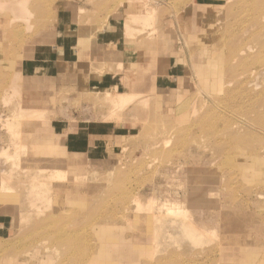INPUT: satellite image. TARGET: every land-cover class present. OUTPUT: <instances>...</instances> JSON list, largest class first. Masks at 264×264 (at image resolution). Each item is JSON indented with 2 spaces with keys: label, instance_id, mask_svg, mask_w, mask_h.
Here are the masks:
<instances>
[{
  "label": "rangeland",
  "instance_id": "rangeland-1",
  "mask_svg": "<svg viewBox=\"0 0 264 264\" xmlns=\"http://www.w3.org/2000/svg\"><path fill=\"white\" fill-rule=\"evenodd\" d=\"M154 1L30 0L31 6L27 0L35 15L30 29L13 23L7 44L0 30V215L11 221L0 239V264H264L262 12L249 0ZM143 8L151 18L133 17L132 34L125 36L126 12ZM109 13L117 17L110 23ZM55 43L71 45L76 61L53 79H25L18 95L4 96L22 57ZM242 50L243 62L236 58ZM251 70L245 81L242 74ZM105 78L108 85L96 84ZM111 86L144 94L117 112L120 121L102 102L106 91L114 94ZM32 87L44 92L39 105L29 104L25 89ZM86 125L104 140L85 155L66 153L53 135L55 127L62 138L78 136ZM52 164L60 177L49 174ZM31 190L43 199L33 206ZM16 195L30 210L11 205ZM165 200L170 209L159 211ZM152 202L160 216L154 221L177 224L186 212L209 237L147 244L136 226L146 228ZM178 209L176 217L167 215ZM227 229L236 231L231 247L221 243Z\"/></svg>",
  "mask_w": 264,
  "mask_h": 264
},
{
  "label": "bare ground",
  "instance_id": "bare-ground-1",
  "mask_svg": "<svg viewBox=\"0 0 264 264\" xmlns=\"http://www.w3.org/2000/svg\"><path fill=\"white\" fill-rule=\"evenodd\" d=\"M81 1V0H80ZM83 1V0H82ZM85 1V0H84ZM152 1H154V0H152ZM160 1V0H159ZM182 0H169V4H171V5H177V4H179L180 2H181ZM229 1V0H228ZM240 1V0H239ZM250 1V5H254V7H255V10L256 9H259V10H261L260 12H262V14L261 13H259V14H261L260 15V17L259 16H257V17H259L260 19H258V21L260 22V23H262L263 25H264V0H249ZM87 2H88V0H87ZM155 2V1H154ZM30 5H31V3H30V0H29V2H28ZM27 3V0H0V30H2L3 31V33H4V43L5 44H7V39H8V36H9V31H11V32H13V29H12V24L13 23H15L16 24V26H17V24H19V23H24V28H26V29H30V25H29V16L31 15V18L33 17L34 18V16H32V14L31 13H29L30 11H28L27 9H26V7L29 5ZM54 3V2H53ZM84 3V2H83ZM92 3V2H91ZM235 3V2H234ZM241 3V2H240ZM240 3H238V4H240ZM252 3V4H251ZM28 4V5H27ZM47 4H48V1H47ZM242 4H244L243 2H242ZM29 5V6H30ZM88 5H89V3H88ZM144 5H145V3H144ZM156 5V4H155ZM197 5V4H196ZM225 5V4H224ZM223 5V6H224ZM237 5V4H236ZM246 6H247V3L245 4ZM249 5V4H248ZM250 5H249V7H250ZM32 6V5H31ZM49 6V5H48ZM47 6V7H48ZM145 6H147V5H145ZM157 6H159V4H157ZM157 6H155V7H157ZM169 6V5H168ZM238 6H241V5H238ZM50 8H51V5L49 6ZM101 7V6H100ZM112 7V6H111ZM165 7V6H164ZM243 7H244V5H243ZM248 7V6H247ZM252 8H253V6H251ZM250 7V8H251ZM28 8V7H27ZM40 8V7H39ZM45 8V7H44ZM43 8V9H44ZM79 8V7H78ZM102 8V7H101ZM113 8V7H112ZM182 8V7H181ZM238 7H236L235 9H237ZM242 8V7H241ZM31 9V8H30ZM33 9H35L34 7H33ZM183 9H185V8H183ZM240 9V8H239ZM239 9H238V11H239ZM243 9H245V8H243ZM254 9V8H253ZM253 9H251L252 10V12H253ZM48 10V9H47ZM46 10V11H47ZM107 10V9H106ZM118 10H120L119 8H118ZM223 10V9H222ZM241 10V9H240ZM248 10V9H247ZM247 10H245V11H247ZM52 11V10H51ZM81 11V10H80ZM88 12H90L89 10H87ZM86 10H85V12H87ZM154 11H156V10H154ZM153 11V12H154ZM164 11H166V10H164ZM163 11V12H164ZM177 11V10H176ZM179 11V10H178ZM177 11V12H178ZM245 11H243V13L245 12ZM250 11V10H249ZM248 11V12H249ZM8 12H10L11 13V15H10V17H7V16H4V14L5 13H8ZM82 12H84V10L82 11ZM82 12H79V13H82ZM93 12L94 11H92V14H93ZM96 12V11H95ZM110 12V11H109ZM116 12V11H115ZM168 12V11H167ZM220 12V11H219ZM242 12V11H241ZM257 12V11H256ZM52 13V12H51ZM51 13H49V14H51ZM61 13V12H60ZM150 13H151V10H150ZM196 13V12H195ZM35 14H36V12H35ZM37 14H38V12H37ZM55 14V13H54ZM86 14V13H85ZM166 14V13H165ZM232 14V16H233V13H231ZM257 14V13H256ZM258 14V15H259ZM46 15H48V13H46ZM45 15V16H46ZM79 15V14H78ZM126 17H125V20H124V22H123V27H124V31H125V36L126 35H128L127 37H129L131 34H132V31H133V27H132V23H133V19L134 18H136L137 20H143L142 22H144V21H146L147 20V18L149 17L147 14H145V12H144V8L143 9H141V11L140 12H138V11H136V12H126ZM133 15H138V16H133ZM171 15V14H170ZM238 15V13L236 12V16ZM242 15H244V14H242ZM83 16V15H82ZM154 16H156V14L154 13ZM176 16V15H175ZM235 16V15H234ZM233 16V17H234ZM235 16V17H236ZM248 16V15H247ZM251 16H252V14H251ZM250 16V17H251ZM44 17V16H43ZM46 17H48V16H46ZM105 17H106V15H105ZM134 17V18H133ZM242 17H244V16H242ZM254 17V16H253ZM252 17V18H253ZM32 18V19H33ZM35 18H37V17H35ZM50 18V17H49ZM88 18V17H87ZM92 18V17H91ZM91 18H89V19H91ZM94 18V17H93ZM101 18V17H100ZM149 18H151V17H149ZM148 18V19H149ZM245 18V17H244ZM256 18V17H255ZM89 19H88V22H90L89 21ZM107 20L106 21H108L109 23L111 22V21H115L116 19H117V17H116V14L115 13H109V15L107 16V18H106ZM166 19V18H165ZM176 19V18H175ZM238 19H239V17H238ZM243 19V18H242ZM241 19V20H242ZM249 19V18H248ZM36 20V19H35ZM49 20V19H48ZM51 20V19H50ZM56 20V19H55ZM78 20V19H77ZM83 20V19H82ZM160 20V19H159ZM235 20H237V19H235ZM234 20V21H235ZM246 20V19H245ZM253 20V19H252ZM139 21H137L138 23H139ZM155 21V20H154ZM249 21V20H248ZM251 21V20H250ZM256 21V20H255ZM79 22V21H78ZM151 22V21H150ZM177 22V21H176ZM237 22V21H236ZM252 22V21H251ZM80 23H81V21H80ZM152 23H154V22H151V25H152ZM49 24V23H48ZM84 24V23H83ZM251 24V23H250ZM256 24V23H255ZM23 25V24H22ZM21 25V26H22ZM78 26L80 25V24H77ZM94 25V24H93ZM239 25H241V23L239 24ZM244 25V24H243ZM248 25H249V22H248ZM252 25V24H251ZM32 27H33V25H31ZM144 26H146V25H144ZM153 26V25H152ZM176 26V25H175ZM235 26V25H234ZM242 26V25H241ZM240 26V27H241ZM253 26H255V25H253ZM258 26V25H257ZM17 27H20V26H17ZM35 27V26H34ZM80 27H82V26H80ZM79 27V28H80ZM141 27V26H140ZM157 27V26H156ZM246 27V26H245ZM244 27V28H245ZM247 27H252V26H247ZM259 27V26H258ZM257 27V28H258ZM79 28H78V31H79ZM87 28H89L90 29V26L89 27H87ZM96 27L94 26V29H95ZM198 28V27H197ZM234 28V27H233ZM263 28H264V26H263ZM263 28H261L260 27V29L258 30V34L260 33V34H262L263 33ZM15 29H17L16 27H15ZM47 29V28H46ZM84 29V28H83ZM83 29H82V31H83ZM86 29V28H85ZM154 29V28H153ZM237 29V28H236ZM98 30V29H97ZM138 30V29H137ZM250 30H253V29H250ZM17 31V30H16ZM16 31H14V32H16ZM30 31H32V28H31V30ZM81 31V30H80ZM80 31H79V33H80ZM85 31V33H86V31H88V29L87 30H84ZM92 31H93V29H92ZM91 31V32H92ZM95 31H96V29H95ZM141 31H142V29H141ZM144 31V30H143ZM229 31V30H228ZM237 31V30H236ZM254 31V30H253ZM259 31H262V33L261 32H259ZM22 32V31H21ZM29 32V31H28ZM88 32H90V31H88ZM147 32V31H146ZM226 32V31H225ZM224 32V33H225ZM19 33V32H18ZM26 33V32H25ZM25 33H24V35H25ZM30 33V32H29ZM82 33H84V32H82ZM81 33V35H83V36H89V34H82ZM148 33V32H147ZM151 33V32H150ZM177 33V32H176ZM235 33V32H234ZM237 33H238V31H237ZM31 34V33H30ZM141 34V33H140ZM228 34V33H227ZM233 34V33H232ZM241 34V33H240ZM78 35V34H77ZM93 35V34H92ZM95 35V34H94ZM93 35V36H94ZM178 35V34H177ZM230 35V37H231V33L229 34ZM235 35H236V33H235ZM18 36H20V33H19V35ZM80 36V35H79ZM90 36H91V34H90ZM233 36V35H232ZM237 36V35H236ZM242 36H243V34H242ZM24 37V36H23ZM22 37V38H23ZM146 37H147V35H146ZM241 37V36H240ZM260 37H262V36H260ZM259 37V38H260ZM20 38H21V36H20ZM26 38V37H25ZM155 38V37H154ZM176 38V37H175ZM232 38V37H231ZM238 38V37H237ZM262 38H264V37H262ZM261 38V39H262ZM179 39V38H178ZM229 39V38H228ZM253 40V39H252ZM20 40H18V42H19ZM232 41V40H231ZM233 41H234V37H233ZM239 41H241V39L239 40ZM258 41H260V43H259V45H260V49H261V47L262 46H264V40L262 39V41L259 39ZM251 42V41H250ZM257 42V41H256ZM181 43V42H180ZM232 42H230V44H231ZM239 43V42H238ZM81 44H82V42L81 41H79V46L81 47ZM233 44V43H232ZM239 44H241V42L239 43ZM17 45V44H16ZM224 45V44H223ZM236 45H238V44H236ZM254 45H256V44H254ZM258 45V44H257ZM258 47V46H257ZM22 48V47H21ZM108 49V48H107ZM233 49V48H232ZM236 49V48H235ZM19 50V49H18ZM21 50V49H20ZM234 50V49H233ZM255 50H257V49H255ZM241 51V50H240ZM244 52H245V50H242V53L241 54H236V58L238 57L239 58V60H241V62H243L244 60L246 61V58H248V56H246V55H248V54H244ZM256 53L258 54V56L260 57L261 55H262V52H257L256 51ZM255 53V54H256ZM256 54V55H257ZM264 54V53H263ZM253 55H254V52H253ZM10 56V55H9ZM251 56V55H250ZM235 57V56H234ZM253 57V56H252ZM258 57V58H259ZM235 58V59H236ZM256 59H257V57H255ZM254 58V59H255ZM250 59V58H249ZM253 59V58H252ZM255 59V60H256ZM234 60V59H233ZM247 61H249V60H247ZM99 62V61H98ZM240 61H239V63H241ZM256 62V61H255ZM260 64H263V66H264V57L263 56H261L260 57V59H259V61H258ZM258 62H257V64H258ZM247 63V62H246ZM120 64V63H119ZM243 64V63H242ZM188 65V64H187ZM252 65H254V62H253V64ZM90 66H91V64H90ZM245 66V65H244ZM254 66H256V64L254 65ZM117 68H118V66H116ZM187 67V66H186ZM189 67V66H188ZM232 67V66H231ZM243 67V66H242ZM247 67V66H246ZM90 68H92V67H90ZM120 68V67H119ZM229 68V67H228ZM251 68V66H249V69ZM253 68H255V67H253ZM262 69H263V67H261ZM122 69V68H121ZM28 70H29V68H28ZM31 70H33V69H31ZM227 70V69H226ZM94 71V70H93ZM106 72H107V70H106ZM251 72V73H250ZM154 73V72H153ZM245 73H246V75H245ZM250 73V74H249ZM253 73H254V71H249L248 73L247 72H244L243 74H242V76L243 75H245V77H246V79H245V81L246 80H248L252 75H253ZM264 74V73H263ZM157 75V74H156ZM242 76H240V77H242ZM12 83L10 84L9 83V85H8V89H6V94H4V96L6 95V96H9V94H12V95H18L19 93H20V87L19 86H21L23 89H24V77H22V76H20V73H18V72H15V74L14 75H12ZM123 77V76H122ZM238 77V76H237ZM187 78V77H186ZM242 80V79H241ZM42 81V80H41ZM242 82V81H241ZM192 83V82H191ZM245 83V82H244ZM19 84V85H18ZM31 85L32 84H34L33 82L32 83H30ZM195 84V83H194ZM131 85V84H130ZM224 85V84H223ZM225 85H226V83H225ZM224 85V86H225ZM33 86V85H32ZM116 86V85H115ZM198 86V85H197ZM128 87V86H127ZM115 88L116 87H112V89L115 91V92H113L114 94H110V92H108V91H106L105 93H104V96L102 97L103 98V101L102 102H104L106 105H107V109H108V111H109V116L113 119V115L115 114L117 117V119L120 121V118H119V115H120V112L122 113V111L126 108L127 109V107L130 105V104H134V103H136V102H138L137 104H139L140 102L139 101H141V100H139L138 101V99L140 98V97H142L143 95L142 94H140V92H137V91H135V90H133V88H127V91H125V92H118V91H116L115 90ZM193 88V87H192ZM197 88V87H196ZM199 88V87H198ZM198 88H197V90H195V91H198ZM11 89V90H10ZM40 89V88H39ZM42 89V88H41ZM111 89V91H113ZM27 92H29L30 93V91L29 90H31V93H30V96H29V104H36L37 103V105H39V104H41L42 102H43V98H44V92L43 91H41V90H36V88H35V90L33 89V87L32 88H29V89H25ZM77 90V89H76ZM193 90H194V88H193ZM203 91V90H202ZM81 93V92H80ZM195 93V92H194ZM227 93V94H226ZM230 93V92H229ZM201 94V93H200ZM203 94V93H202ZM201 94V95H202ZM220 94H226V95H228V90H226L225 92H223V90H222V92L220 93ZM140 95H142V96H140ZM196 95V94H195ZM212 96V95H211ZM210 95H207L206 96V100H208L210 97H211ZM152 97V96H151ZM220 98V97H219ZM38 99H40V100H38ZM141 99V98H140ZM146 99V98H145ZM145 99H142V100H145ZM196 99V98H195ZM250 99V98H249ZM38 100V101H37ZM147 100H149V99H147ZM252 100V99H251ZM250 100V101H251ZM100 101V100H99ZM96 102H97V100H96ZM149 103V102H148ZM251 104H252V102H251ZM250 104V105H251ZM145 105V104H144ZM143 105V106H144ZM146 105H147V103H146ZM144 106V107H147L148 108V105L147 106ZM252 105H254V102H253V104ZM141 106H142V103H141ZM152 106V105H151ZM20 107V106H19ZM217 107V106H216ZM136 108V107H135ZM218 108H220V107H218ZM223 108V107H222ZM142 109L144 110V108L142 107ZM146 110H148V109H146ZM223 110H224V108H223ZM225 112H226V109L224 110ZM228 111V110H227ZM231 111V110H230ZM233 111V110H232ZM117 112H119V115L117 114ZM220 112H222V113H225V112H223L222 111V109H221V111ZM221 113V114H222ZM227 113V112H226ZM235 113V112H234ZM113 114V115H112ZM129 114H130V112H129ZM132 114V113H131ZM114 115V116H115ZM229 115V114H228ZM235 115V114H234ZM233 115V116H234ZM264 115V114H263ZM220 117H221V115H219ZM109 117V118H110ZM136 117V116H135ZM226 117V116H225ZM229 117V116H228ZM236 117V116H235ZM238 117V116H237ZM108 118V119H109ZM111 118H110V121H111ZM222 118H223V116H222ZM234 118V117H233ZM232 118V119H233ZM240 118V117H239ZM117 119H115L116 121H118ZM229 119H230V117H229ZM228 119V120H229ZM241 119V118H240ZM239 119V120H240ZM234 120V119H233ZM238 120V119H237ZM230 121V120H229ZM249 123V122H248ZM248 123H244L242 126L243 127H245V125L246 124H248ZM235 124V123H234ZM236 125H239V123L238 124H236ZM252 126H253V124H252ZM255 127V126H254ZM256 128H259V127H256ZM261 131V130H260ZM252 132V131H251ZM257 133V132H256ZM255 133V134H256ZM258 135V134H257ZM152 139V138H151ZM153 148V147H152ZM21 163H22V159H20L19 160ZM53 165V166H52ZM51 165V171L52 172H49V174L51 175V174H53L54 172H57L58 173V177H60L61 176V172H60V170H58V168L56 167L57 166V164H52ZM55 166V167H54ZM95 171H93V172H82L81 173V176H78V177H74L73 179H76V180H79V179H77V178H80V177H82V176H84V175H87L88 176V174H90V173H94ZM69 177V176H68ZM28 193L27 194H29L30 195V193H31V196H32V194L35 192V191H33V190H31V191H27ZM25 195L26 194H24V200H22V201H26V199H28L29 197H25ZM21 196V195H20ZM34 198L32 199L31 198V200H29L28 202H29V204L31 205V206H33V205H35V201L37 200V199H39L40 201H42L43 199L41 198V197H38V196H36V194L34 193ZM57 196H55V198H56ZM21 200H20V198H19V195H16V197L13 199V204H11L12 206L14 205V206H16V207H18L20 210H25V211H27V210H30V209H28V208H26L25 206H23L22 204H21V202H20ZM154 203L152 202L151 204H150V206L149 207H146L145 208V210H147V211H149L148 213H146L145 212V215H144V222L147 224L146 225V228L145 229H143L142 231H140V230H138L139 229V225H137L136 226V229H137V231H138V234L140 235V236H143V238H144V240H145V242L147 243V244H151V243H156V242H160V241H162V240H164V241H167V240H172V241H175L176 243H178V242H182V241H184V240H190L191 242H193V241H195V242H202V241H204L205 240V238L206 237H209V232L208 231H206L205 229H204V227L202 226V225H197V222L195 221V220H193V219H189L188 218V213L186 214V212H184V214L183 215H185V219L186 220H184V219H178V220H176L175 222H178L177 224H172L170 221H168L167 220V222H165V223H159V222H157V221H154V220H156V219H158L160 216H158L159 215V212H154V210H156V206L154 207V205H153ZM27 205H28V203H27ZM137 205V204H136ZM156 205V204H155ZM30 207V206H29ZM56 207H60L59 206V204H57L56 205ZM139 206H137L136 208H135V211H137V208H138ZM170 204H169V202L167 201V200H165L164 202H162L161 203V205L158 207V210L159 211H164V212H166L168 209H170ZM173 208V207H172ZM160 209H162V210H160ZM158 210H156V211H158ZM178 212H181V209H178V210H171V211H168L167 212V215L169 216V217H176L179 213ZM57 214V213H56ZM55 214V215H56ZM182 215V216H183ZM235 232L236 231H232V229H227V230H225V231H223L222 232V245H226V247H231L230 245H232V244H234V242L235 241H233V239H232V237L235 235ZM233 235V236H232ZM194 243V242H193ZM42 244V243H41ZM70 244V243H69ZM44 246V245H43ZM232 251V249H226V251L225 252H228V251ZM229 251V252H230ZM78 257V256H77ZM80 258V257H79ZM85 259V258H84ZM84 259H82V260H84ZM87 259V261L89 262V261H91V263H93L94 262V259H92L91 257H87L86 258ZM85 259V260H86ZM80 260V259H79ZM84 260V261H85ZM74 263V262H73ZM78 263V262H77Z\"/></svg>",
  "mask_w": 264,
  "mask_h": 264
},
{
  "label": "crops",
  "instance_id": "crops-1",
  "mask_svg": "<svg viewBox=\"0 0 264 264\" xmlns=\"http://www.w3.org/2000/svg\"><path fill=\"white\" fill-rule=\"evenodd\" d=\"M52 48V50L34 48L27 55H24L17 69L20 76L24 77L26 80H42V78L53 79L62 67L73 64L77 59L76 52L73 51L72 46L69 44L55 43ZM161 82L165 83L164 81ZM97 83H99L100 86L108 85L106 78L99 80L96 84ZM83 129V131L80 130L81 132L78 136L76 135L77 132H75L62 138V135L58 134V129L55 127L52 128L53 135L59 137L57 141L60 142V146H62V149L65 150L66 153L75 154L76 152H80L81 155H85L92 152L93 145L98 144L100 140L103 141L104 138H102V136L90 134V127H88V125ZM10 224L11 221H9L6 216L0 215V239L9 235Z\"/></svg>",
  "mask_w": 264,
  "mask_h": 264
}]
</instances>
